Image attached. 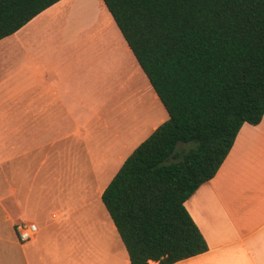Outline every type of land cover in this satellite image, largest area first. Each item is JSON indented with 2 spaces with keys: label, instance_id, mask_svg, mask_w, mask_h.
<instances>
[{
  "label": "crops",
  "instance_id": "crops-1",
  "mask_svg": "<svg viewBox=\"0 0 264 264\" xmlns=\"http://www.w3.org/2000/svg\"><path fill=\"white\" fill-rule=\"evenodd\" d=\"M103 20L118 35L101 25L111 43L98 50L88 32ZM146 77L103 0H60L0 40V264H131L112 218L71 224L72 211L49 201L60 195L44 191L38 171L49 153L90 151L104 126L117 151L132 153L144 141L131 144L136 134L150 136L169 118L155 91L153 106L138 113L140 103H124L135 82L154 90ZM128 81L137 87L120 104ZM185 205L209 249L173 264H264V117L242 126L216 176ZM21 219L39 228L26 243L9 236Z\"/></svg>",
  "mask_w": 264,
  "mask_h": 264
},
{
  "label": "trees",
  "instance_id": "trees-1",
  "mask_svg": "<svg viewBox=\"0 0 264 264\" xmlns=\"http://www.w3.org/2000/svg\"><path fill=\"white\" fill-rule=\"evenodd\" d=\"M59 1L0 0V40ZM103 1L169 118L101 198L131 264H173L209 249L185 203L264 117V0Z\"/></svg>",
  "mask_w": 264,
  "mask_h": 264
},
{
  "label": "rangeland",
  "instance_id": "rangeland-1",
  "mask_svg": "<svg viewBox=\"0 0 264 264\" xmlns=\"http://www.w3.org/2000/svg\"><path fill=\"white\" fill-rule=\"evenodd\" d=\"M101 25L106 28V32L109 31L114 35H118L113 26L112 29H108L106 21L103 20L88 32L89 36L92 38L91 46L97 49H109L111 42L109 41L107 34L102 36V29L104 30V28H101ZM114 45L118 46L117 42H114ZM145 79L148 80L147 77ZM130 81H128V87H122L120 90L122 94L120 104L125 98L127 89L132 86L137 87L136 84H138V89L132 91V93L128 95L127 101L124 103L127 104L131 100L140 103L139 110H136L135 113L140 112L141 109L145 110V108H149L152 105V100L155 94L154 90L151 91L150 89H147L148 84L146 83L141 87L139 82H135V84ZM110 104L113 108L114 105H118V101L114 100ZM113 110L118 114V112L123 111V106ZM137 116L138 114L131 119L130 125L136 121ZM123 118L124 117H121L120 114L116 115V123L117 126H119V129H122L121 125L124 124ZM108 119L107 116V121ZM126 123L128 124V122ZM101 132V136L92 137L94 145L91 146L90 151H87L86 148H82L79 151H76L73 156L68 153L66 157L63 155L60 158L57 157V154L49 153L50 155L48 157L47 165H44L38 171V182L41 183L44 191H47L50 195H60L59 199L49 201L54 202L58 207L62 206L71 210L72 214L70 216V221H72L71 224L73 225H96L100 216L110 219L101 196L98 194L99 187L102 188L107 186L120 168L124 159L131 153L129 150L122 152L117 151L118 146L112 144L116 140L112 129L104 126ZM148 136V134H136L131 139V144L136 141L139 142L140 140H145ZM188 148L189 145L187 144H181L179 146L180 150H187ZM35 160L38 159H34V166ZM36 191L43 190L35 187V192ZM54 203L46 204H48V207H51ZM110 221L113 223L111 219ZM9 236L12 239H18L17 233L13 229L9 230Z\"/></svg>",
  "mask_w": 264,
  "mask_h": 264
},
{
  "label": "built area",
  "instance_id": "built-area-1",
  "mask_svg": "<svg viewBox=\"0 0 264 264\" xmlns=\"http://www.w3.org/2000/svg\"><path fill=\"white\" fill-rule=\"evenodd\" d=\"M15 229L17 233L18 240L21 243H26L33 240L38 234V225L28 219H21L16 222Z\"/></svg>",
  "mask_w": 264,
  "mask_h": 264
}]
</instances>
